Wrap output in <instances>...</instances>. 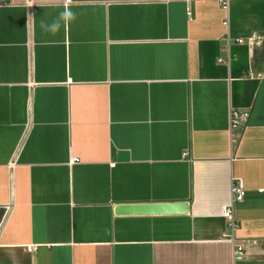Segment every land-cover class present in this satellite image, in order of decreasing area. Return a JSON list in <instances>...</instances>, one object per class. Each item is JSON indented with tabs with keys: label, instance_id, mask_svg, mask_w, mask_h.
<instances>
[{
	"label": "crops",
	"instance_id": "obj_1",
	"mask_svg": "<svg viewBox=\"0 0 264 264\" xmlns=\"http://www.w3.org/2000/svg\"><path fill=\"white\" fill-rule=\"evenodd\" d=\"M0 264H264V0L0 5Z\"/></svg>",
	"mask_w": 264,
	"mask_h": 264
},
{
	"label": "built area",
	"instance_id": "obj_2",
	"mask_svg": "<svg viewBox=\"0 0 264 264\" xmlns=\"http://www.w3.org/2000/svg\"><path fill=\"white\" fill-rule=\"evenodd\" d=\"M72 0H66V2H71ZM10 0H0V5L9 3ZM222 5L226 9L228 8V0H222ZM190 13V12H189ZM224 24H228V20L224 21ZM242 42V39L239 40ZM223 60V59H221ZM250 117V112L247 110H232L230 112V125L231 128H237L238 126L245 124ZM73 161H77V159H73ZM246 195V186L243 180L238 179L234 180L233 188H232V199L231 201L225 206L224 209V217L229 221L230 233L227 234L229 240L234 244V256L236 258H242L245 244L236 243L238 239L236 238V232L239 228L238 220L235 217L234 209L235 204L237 202H241L244 200Z\"/></svg>",
	"mask_w": 264,
	"mask_h": 264
},
{
	"label": "water",
	"instance_id": "obj_3",
	"mask_svg": "<svg viewBox=\"0 0 264 264\" xmlns=\"http://www.w3.org/2000/svg\"><path fill=\"white\" fill-rule=\"evenodd\" d=\"M185 202L122 203L115 207L117 215H173L188 212Z\"/></svg>",
	"mask_w": 264,
	"mask_h": 264
},
{
	"label": "clouds",
	"instance_id": "obj_4",
	"mask_svg": "<svg viewBox=\"0 0 264 264\" xmlns=\"http://www.w3.org/2000/svg\"><path fill=\"white\" fill-rule=\"evenodd\" d=\"M63 15V19L65 20V22L67 23L70 19L73 18V14L71 12L66 11L65 13L62 14ZM59 27L58 24L53 25V30L57 29Z\"/></svg>",
	"mask_w": 264,
	"mask_h": 264
}]
</instances>
